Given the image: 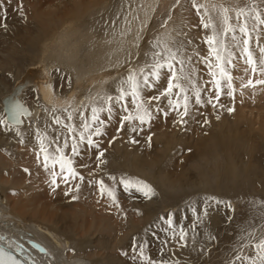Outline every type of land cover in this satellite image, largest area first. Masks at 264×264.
<instances>
[{"label": "bare ground", "instance_id": "obj_1", "mask_svg": "<svg viewBox=\"0 0 264 264\" xmlns=\"http://www.w3.org/2000/svg\"><path fill=\"white\" fill-rule=\"evenodd\" d=\"M198 2L209 7L223 4L232 8L245 4L262 8L264 4V0ZM11 3L7 2L8 8L0 6V14L7 12ZM15 4L8 12L11 18L21 13L18 5L19 9L13 8ZM30 6L29 18L9 29L12 38L3 47L0 57V74L9 76L14 66H23L27 53L40 55L38 61L15 72L19 75L7 91L1 92L0 84V119L7 121L0 123V236L5 237L1 242L5 245L24 243L37 264H227L242 231L253 222V216L259 215L251 202L264 200V84L256 83L264 80V74L254 73L253 86L246 87L248 81L242 78L239 65L223 62L222 66L233 77L231 95L227 82L221 80V117L216 119L206 113L204 120L197 121L198 109L205 110V107L196 103L193 92L198 90L196 83L207 82L210 80L207 78L214 83L220 76L219 69L215 68L217 60L206 43L207 36L197 39L196 35H189V32L196 33L191 27L201 24V15L192 7L191 0H31ZM213 15L218 13L213 12ZM230 15L234 16V12ZM163 26L166 28L161 31ZM204 30L207 35L211 34ZM252 35L251 49L259 61L264 32L259 33V45L255 42L258 34ZM158 38L162 43L175 41L183 45L185 59L191 58L183 65L188 67L185 75L189 79L181 81L185 92L178 95L179 90L173 89L168 97L161 95L168 85L167 68L161 70L158 81L150 76L152 86L142 85L140 93L151 118H146L143 124L133 119L141 123L140 127L135 122L139 126L136 128L128 124L133 120H122L130 113L136 115L130 95L119 103L109 101L107 104L102 97L119 95L117 88L127 77L129 67L153 62L151 52L159 49L152 48V41ZM182 40H188L191 46ZM197 41L199 44L195 47ZM233 43L231 38L225 37V47L231 49L233 58L245 61ZM222 55L227 57V52ZM209 63L213 65L211 70ZM183 66L175 65L177 70ZM248 69L251 71L250 67ZM145 71L150 70L145 68ZM211 71L217 72L215 78ZM208 93L212 104H216L215 86ZM185 95L189 111L183 117L185 122L181 123L179 113L184 111ZM154 96L160 98L151 99ZM169 98L180 105L178 109L169 105ZM17 101L27 109L19 116V123L11 118L9 111ZM93 104L105 108L98 113L95 122L91 121ZM108 107L113 108L111 115ZM69 114L72 119H68ZM56 117L60 118V124L55 123ZM85 120L91 122L87 131L82 127ZM68 124L74 126V132L65 127ZM192 124L199 131V154L192 164L195 179H191L184 168L177 173L178 168L173 167L175 154L184 148L178 145H185L188 150L186 136ZM97 127L101 128V134L91 135L94 143L89 145L87 137ZM186 132L189 133L185 135ZM81 133L85 136L82 142ZM250 137L258 142L251 144ZM41 139L50 153H55L57 147L62 148L64 155L73 161L72 168L78 175L72 178L66 170L68 182L58 175V187L46 184L36 190L31 183L25 186L29 195L45 194L49 192L46 190L54 188L75 196L72 202L77 205L74 211L77 219L67 225L62 216L53 219L52 212L44 211L48 203H42L41 196L35 200L24 196L14 199L2 187L5 178L12 174L16 175L15 185L23 179L34 178L33 170H18L19 145L28 156L27 162H22L24 165L33 159L35 172L46 170ZM73 141L78 145V154L72 152ZM52 170L59 173V164L46 171ZM111 177H115V181ZM132 177L154 189L151 198L144 199L135 189L124 190L119 181ZM98 181L115 188L117 204L101 194ZM197 192L204 193L196 198ZM46 199L51 200L52 195L47 193ZM177 204V210L173 209ZM36 212L40 215L31 219ZM12 222L20 226L13 229ZM68 225L70 231L63 234L61 227L67 229ZM181 229L187 233L185 241L179 239ZM156 230L166 236L161 239L160 250L151 245L156 238L150 233ZM29 240L38 242L45 251L30 246ZM185 243L186 246H182ZM226 243L229 244L225 246Z\"/></svg>", "mask_w": 264, "mask_h": 264}, {"label": "snow or ice", "instance_id": "obj_2", "mask_svg": "<svg viewBox=\"0 0 264 264\" xmlns=\"http://www.w3.org/2000/svg\"><path fill=\"white\" fill-rule=\"evenodd\" d=\"M179 2V0H178ZM192 7L197 10V13L201 15V24L202 27L206 30L210 31V35L206 38V43L209 45L210 54L214 55L217 64L215 68L219 69L220 79H214V86L217 90L216 99H219L220 90H221V80L227 82V87L229 89V95H231L232 89V79L233 77L229 74V72L222 66V63L227 61L228 64H231V58L233 57V52L230 48H226L224 44L225 37L228 34H233L231 36V40L234 42L233 46L237 48L243 57L246 58L245 62L249 65L251 71L253 73L259 72L260 74H264V47H260L259 51L261 53V58L257 61L255 53L251 49V45L253 43V33H257V37L255 38V42L259 45V33L264 32V11L258 9V7L251 6L249 4H245L244 6H237L235 8L225 7L223 4H213L209 7L207 4H201L198 0H191ZM0 6H2V2H0ZM22 13V6L19 9ZM213 12H217L218 15H213ZM230 12H234V16L230 15ZM251 21V23H250ZM115 23V21L113 22ZM239 33L237 36L235 33ZM123 35V33H122ZM137 39H140L138 36ZM139 47V45H137ZM152 48L159 49L151 52L153 62L151 64H145L144 66H138L136 68L129 67L128 75L126 78L122 79L120 85L117 88L119 95L113 97L111 95H106L102 97L104 103L107 104L109 101L114 103H119L125 99L127 96L132 97V103L136 108V115L129 114L122 117L123 121H131L133 119H139V121L143 124L147 122V119L151 118V114L146 107V102L141 97L140 88L142 85L151 87L152 85L149 83V77L151 76L155 80H159L161 77V70L167 68L170 73L168 78V85L166 90L161 93V95L171 97L173 89H178L179 92L183 93L186 91L184 85L181 83L182 80L189 79L188 76L185 75L184 68L181 67L179 70L176 69L175 65L179 64L183 66L185 64V57L183 55V45H177L174 41L169 44L168 42H163L158 38L152 41ZM227 52V57L222 55L223 52ZM190 61V57L187 58ZM207 61V58H203ZM209 69L213 68L211 63L208 64ZM145 68L150 71L146 72ZM247 71V70H246ZM211 75L215 78L217 76L216 71H211ZM256 83L264 84V80H258ZM127 85V87H125ZM247 86H253V81L249 80ZM159 96H154L151 99L158 100ZM184 99V111L179 113L180 122L184 123L183 117L188 114V97L185 95ZM170 106L175 108H179V104L174 102L171 98L168 101ZM196 103L200 104V92H196ZM211 103V100L209 101ZM105 108L103 106H96L93 104L91 106V121L95 122L98 120V113L104 111ZM11 113V118L19 123V116L26 113L27 109L23 107L21 103L18 101L13 103L9 109ZM74 111H78V109H74ZM107 111L109 115L112 114L113 108L108 107ZM125 111L127 109L125 108ZM233 111V109H229V112ZM83 116V113H81ZM147 118V119H146ZM68 119H72V115L69 114ZM0 123H7V121L0 119ZM56 124H60L61 120L59 117L55 119ZM100 124H103V121H100ZM66 128L70 132H74L75 128L73 125H65ZM82 127L87 131L91 127V122L85 120L82 123ZM132 131H136L135 128H132ZM101 128L97 127L94 133H91L87 137V143L89 145H93V141L91 139V135H100ZM39 138V137H38ZM85 136L83 133L80 135L81 142L84 141ZM149 139H151L149 137ZM67 144L65 143V147ZM98 147V145H95ZM41 152L44 154V164L43 167L48 170L54 168L56 164H59L60 172L57 173L55 170L50 171L51 176V184L58 187L57 184V176L60 175L64 182H68V175L65 174L66 170L71 175L72 178H75L78 174L72 168L73 161L68 159L64 153L63 149L57 147L55 149V153H50L43 143L41 139L40 144ZM72 152L74 154H78V145L75 141L72 144ZM100 157L103 156V152H101ZM39 156V153H38ZM99 159V157H98ZM103 163V161H101ZM27 171V170H25ZM83 180V177H80ZM113 181H115V177H111ZM99 191L102 195H107L113 202V204H117L116 190L114 187H109L105 185L103 181H98ZM120 184L123 185L125 191H130L135 189V191L140 192L145 197L150 198L151 195L154 194V189L147 184L145 181L139 180L137 178H122L119 181ZM76 191L79 190V186L76 187ZM67 194V193H66ZM73 199H76L74 196ZM252 207L255 211L259 213L258 216L252 217V223L245 228L241 235L240 240L238 242V246L234 251L233 257L229 258L227 264H264V200H253ZM231 207V205H228ZM171 225V220L168 221ZM187 237V233L181 229L179 232V239L181 241H185ZM210 239H214V237H210ZM5 240V237L0 236V241ZM182 246H186V243ZM142 251V249H141ZM0 264H21L19 260L15 256L11 254L7 249L0 247Z\"/></svg>", "mask_w": 264, "mask_h": 264}, {"label": "rangeland", "instance_id": "obj_3", "mask_svg": "<svg viewBox=\"0 0 264 264\" xmlns=\"http://www.w3.org/2000/svg\"><path fill=\"white\" fill-rule=\"evenodd\" d=\"M8 1L9 0H0V2H2V6H6V8H8V5H7V2ZM10 1L13 2V3H11L12 5H14V2L16 3L15 4L16 6H14L13 8L16 7V9H19L21 7V5H23L22 6L23 8H22V13H19L18 12L19 15L16 16V17H12L11 18L10 14L8 13L12 9L11 8L12 5H11V7H9V10L7 12L5 11L4 14H0V16H1L0 17V57L2 55L3 47L6 44H8V42L12 38L11 37V34L8 33L9 29L15 27L19 23L23 24L24 21L29 18L30 14H31V11H32V7L30 6L31 0H23V1L22 0L21 1L20 0H17V1L10 0ZM252 1H254V0H252ZM217 2H221L222 3V0H217ZM17 5L19 6V8H17L18 7ZM251 6L257 7L254 4H251ZM258 9H260L261 11H264V4L262 5V8H259L258 7ZM9 16H10V18H9ZM194 16H196L198 19H200L196 14H194ZM7 19H11V20L9 21ZM24 25L25 26H28L26 24H24ZM195 26L194 27H191V29L192 28L195 29L196 33L195 32H189V35H191V36L196 35L197 39L198 38H201L202 39L204 36H208L207 35V32L203 29L202 24H197ZM165 28H166V26H163L160 30L161 31H164ZM182 34L185 35V33H182ZM197 34L199 35V37L197 36ZM232 35L233 34H228V36H227L228 40L231 38ZM253 39H254V36H253ZM182 42H186V43H188L189 46H191V43H189L188 40H182ZM198 44H199V42L197 41V43L195 44V47ZM201 44H202V42H201ZM39 58H40V55H39L38 52H36V53H27V56L24 58V64H23V66H20L19 68L17 66H14L13 67V73L11 75H9V76H3V75L0 74V84L2 85L1 92L7 91L10 88V86H12L13 80L15 78H17L18 75H19V74H17V75L15 74V72L18 69L21 72L24 67H26L27 65H31L34 62L38 61ZM185 60H188V59H185ZM234 64L239 65V67L241 69L242 78L246 79V81L254 80L256 78V75L252 71H250L248 69L249 68V65L245 61H240L239 59L238 60H235L232 57L231 58V64L230 65H234ZM183 68H184V71H187L188 70V67L183 66ZM208 79L212 80L211 78H207L206 80H208ZM210 80H208L207 82L206 81H204V82L201 81V83H200V81H199V82L196 83L197 85L199 84V87L197 88L198 89L197 91L200 92V97L202 99L205 98L204 100H202L200 98L202 100L201 102H203V103L202 104H199V105L204 106L205 107V110H201L200 111L198 109L197 112L199 114V116H198L199 118L197 117V121L198 120L199 121L200 120L201 121L204 120L206 113L211 114L216 119H219L221 117V115H222V103H221L220 99H218V100L216 99V101H217L216 104H212V102L209 103L210 98H209V93L208 92L212 91L213 90V86H214L213 85L214 83L211 82ZM197 91H193V92L196 94ZM215 98H216V95H215ZM191 103L192 104H195L192 100H191ZM176 114H177V112H176ZM201 115H203V116H201ZM135 122L138 123L139 121L137 122V121L133 120V122L132 121L131 122H128V124L130 123L132 125H135L136 128H139V126H137V124ZM138 124H140V127H141V123H138ZM192 125H191V132L189 131L191 134L189 132H186L185 133V135H187L189 133L186 136L187 137L186 139H188V146L191 147V149L188 147V150H186L187 149L186 148L187 146H185V145L184 146L183 145L182 146L181 145L179 146L178 145V147H181V148L184 147V148H183V151H180V153H178L179 152L178 150H180L181 148H179L177 150L178 152L175 154L176 156L174 157V161H175L174 163L175 164H173V167H175V169L173 167L172 168L174 170H176L178 168L176 170L177 173H179V169H180V172L182 170L184 171V169H185V171L186 170L188 171V172L186 171L188 173V174L187 173L186 174L189 177H191V179L192 178L195 179L196 171L193 168L192 164L197 159V156L199 154V150L197 149V144H198V139H199V137H198L199 136V131L197 130V128H194L195 125H193V126ZM12 129L16 130L18 128H12ZM183 131L184 130H181V132H183ZM193 131H195V132H193ZM181 132L179 131V133H181ZM181 137H183V135L182 136H179V139H181ZM250 138H251V140H250ZM250 138H248V140L251 142V144H255V143L258 142L257 139H255V138L253 139V137H250ZM17 154H18V152H17ZM178 155H179V157H177ZM27 159H28V156L26 155V153L24 151V147L22 145H19V161L17 160V156H16V163L20 167L18 170H21V168L33 170L34 171V178L23 179V180L20 181V183H18V184L15 185L14 180L16 178V175L12 174V175H9L8 177H6L5 178V181L2 183V187L5 189V192L8 194V196L10 198H14V199L18 198V196H24V198L25 199H28V200H30V199L35 200L36 198H38L39 196H41V202L42 203H45V202L48 203V205L45 206L44 211H46V212H52L53 219H58L59 216H62V218L64 219V223L66 225H67V223L69 221H72L74 219H77V217L74 216V211L77 209V205L72 202L73 201L72 200L73 197H70V196H68L66 194H62L59 190H56L54 188L52 190H46L45 191V192L49 191L47 193H50L52 195V199L49 200V201H47V199H46L47 193H45V194H35V195H29L28 194V188L25 186V184H29V183L33 184L34 185V189H36V190H38L40 188V186H44L46 184H49L52 187V184L50 182L51 181V176L49 175L50 171H46V170H44L42 168V171L40 173L35 172V166H36V164L35 163H32L33 162V159L28 163V165H24L23 164V163H26L27 162ZM177 160H178V162H177ZM137 168H140V165H138ZM169 169H171V166H169ZM173 169H171V170H173ZM132 178H136V177H132ZM201 193H204V192H199V193L197 192L198 195L195 193V197L197 198V197L201 196ZM143 198L145 199L147 197L144 196ZM147 199H149V198H147ZM228 201H227V204H230V201L229 202ZM178 205L179 204L173 206V209L176 208V210H177V206ZM176 210L173 211V213L176 212ZM0 211H1V209H0ZM1 213H2V211H1ZM35 215H40V214H39V212H36L35 214L31 215V219H36V216ZM10 225H11V227L13 229H15L16 227H19L20 226L16 222H12ZM58 225H60V224H58ZM70 229H71L70 228V225H68L67 229H64V228L61 227V230H62V233L63 234L68 233L67 231H70ZM156 232H158V230L151 231L150 236L152 238L155 237L158 242L156 241V239H154V241H153V243H151V245H153L152 248H155L156 247V249H159L160 250V247L162 246L161 245V239L164 238V237L166 238V236H165V234H161V233H164V232H161V233H160V231H159V233H156ZM52 237H53V234H51V238ZM158 239L160 240V242H159ZM155 242H157V245H155ZM228 244L226 243L225 246H227ZM162 249L163 248H161V250ZM149 264H155V263H149Z\"/></svg>", "mask_w": 264, "mask_h": 264}, {"label": "water", "instance_id": "obj_4", "mask_svg": "<svg viewBox=\"0 0 264 264\" xmlns=\"http://www.w3.org/2000/svg\"><path fill=\"white\" fill-rule=\"evenodd\" d=\"M28 243L30 246L41 252L45 251V248L34 240H29ZM0 247L10 251L11 254L21 262V264H37V262L29 255V253H27V247L24 245V243L17 242V245H5L0 241Z\"/></svg>", "mask_w": 264, "mask_h": 264}]
</instances>
